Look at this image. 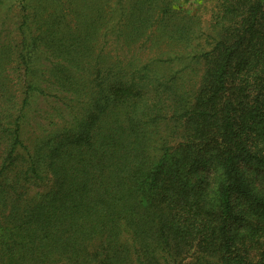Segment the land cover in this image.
I'll return each instance as SVG.
<instances>
[{
	"label": "trees",
	"instance_id": "1",
	"mask_svg": "<svg viewBox=\"0 0 264 264\" xmlns=\"http://www.w3.org/2000/svg\"><path fill=\"white\" fill-rule=\"evenodd\" d=\"M19 1L0 41V264L196 246L200 264H264V0H212L208 20L93 0L35 27Z\"/></svg>",
	"mask_w": 264,
	"mask_h": 264
},
{
	"label": "rangeland",
	"instance_id": "2",
	"mask_svg": "<svg viewBox=\"0 0 264 264\" xmlns=\"http://www.w3.org/2000/svg\"><path fill=\"white\" fill-rule=\"evenodd\" d=\"M25 4L28 6L30 12L40 11L38 20L30 21L31 27L43 24L46 18L50 16L57 17L59 23L65 24L68 20L67 14L70 11H84L89 12L93 8V0H25ZM212 0H170L166 3H160L159 7H166L167 12H174L181 8V11L188 12L190 14L198 13L202 17L208 20L209 16L206 12L209 9V5ZM103 3H107L111 6V0H103ZM156 3V0H155ZM105 5V4H104ZM20 8L19 0H0V41L7 38L9 30L13 29L14 21L16 20V11ZM110 7L105 8V12H108ZM251 259L260 255L264 251L263 241L259 239L250 245ZM203 257V260L210 256L209 253L202 252V248L199 246L194 247L190 251H183L180 256L175 258V262L172 264H200L199 257ZM258 258V257H256ZM202 263V262H201Z\"/></svg>",
	"mask_w": 264,
	"mask_h": 264
}]
</instances>
